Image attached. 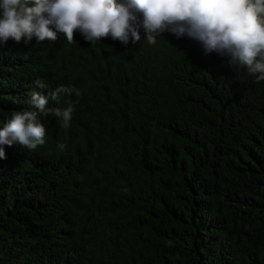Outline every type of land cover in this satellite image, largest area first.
I'll list each match as a JSON object with an SVG mask.
<instances>
[{
    "label": "trees",
    "instance_id": "16d2710c",
    "mask_svg": "<svg viewBox=\"0 0 264 264\" xmlns=\"http://www.w3.org/2000/svg\"><path fill=\"white\" fill-rule=\"evenodd\" d=\"M140 32L0 41V128L48 99L44 144L2 146L0 264H264V81Z\"/></svg>",
    "mask_w": 264,
    "mask_h": 264
},
{
    "label": "clouds",
    "instance_id": "9594fccd",
    "mask_svg": "<svg viewBox=\"0 0 264 264\" xmlns=\"http://www.w3.org/2000/svg\"><path fill=\"white\" fill-rule=\"evenodd\" d=\"M141 27L149 44L164 32L187 36L202 44L206 53L227 55L230 64L244 65L257 81H264V0H34V6H29V0H0L4 43L9 39L28 43L33 38L55 42L58 32L71 43L79 31L91 44L111 36L127 45L141 40ZM69 91L60 86L49 96L58 101L61 93ZM47 103V98L34 92L32 110L15 111L0 128V158H6L3 145L19 142L35 149L44 144L46 129L38 116ZM54 111L62 126L68 127L73 108Z\"/></svg>",
    "mask_w": 264,
    "mask_h": 264
}]
</instances>
